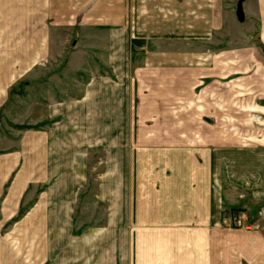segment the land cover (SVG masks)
I'll return each mask as SVG.
<instances>
[{
  "label": "crops",
  "instance_id": "1",
  "mask_svg": "<svg viewBox=\"0 0 264 264\" xmlns=\"http://www.w3.org/2000/svg\"><path fill=\"white\" fill-rule=\"evenodd\" d=\"M203 1L213 6L214 0ZM197 4L198 0H0V108L21 78L41 76L39 69L47 65L56 62L62 70L77 72L86 69V59L74 53L81 52V39L104 32L126 42V48L102 58L116 77L133 79L131 107L139 110L120 153L117 86L103 90L104 86L93 85L81 95V109L88 110L81 118L85 141L81 190L88 180L87 152L101 144L103 119L110 121L104 132L110 131L111 139L110 133L114 134L108 169L97 180L96 197L108 205V220L81 229V263L66 262L63 256L56 264H264L263 206L251 218L246 213L249 221L259 223L256 227L228 229L221 224L229 205L237 202L230 196L235 151L229 118L206 117L207 103L193 90L197 54L176 59L128 52L127 40L140 35L171 42L176 23L182 26L183 21L193 20L182 12H198ZM195 23L190 27L196 28ZM182 61L189 62V69L187 64L180 68ZM183 77L193 78L194 84H183ZM187 107L203 112L193 116L181 112L177 117L160 113ZM55 139L49 129L28 132L0 153V264H54V237L64 233L54 222L70 227V214L54 215L49 196L41 197L7 233L2 230L20 214L29 184L56 181ZM257 195L264 193L253 192ZM65 236L69 230L65 229ZM28 239L37 241L31 249L34 256L29 261L24 254L22 261L21 249Z\"/></svg>",
  "mask_w": 264,
  "mask_h": 264
},
{
  "label": "rangeland",
  "instance_id": "2",
  "mask_svg": "<svg viewBox=\"0 0 264 264\" xmlns=\"http://www.w3.org/2000/svg\"><path fill=\"white\" fill-rule=\"evenodd\" d=\"M238 1L214 0L213 6L209 7L203 0H198V12H182L193 20L183 21L182 26L176 23L173 27V34L176 35L171 42L169 38L165 41L157 36L149 38L142 35L137 39L130 38L127 42L131 55L166 54L178 59V55L184 57L197 54V67H192L198 74L197 89L193 90H197V95L207 103L205 116L223 115L229 118L231 150L235 151V156L231 159L235 162L231 165L230 185L231 191H234L230 192V196L237 202L229 205L227 213L244 212L251 218L259 211V206L264 207V195H261L263 199L259 201L256 200L261 196H253L255 191L264 193V0L244 2L243 22L236 16ZM209 8L213 11H206ZM136 21L139 22L137 18ZM194 21L196 28L190 27ZM139 25L136 23V26ZM77 43H80L78 39ZM72 48L73 44L71 50ZM80 48L81 52L74 53L81 55V59H86V69L82 68L77 72L68 71L67 68L62 70L63 65L56 62L53 66L47 65L46 68L39 69L41 76L21 78L11 88L6 104L0 108V153L16 145L25 133L49 129L55 134V162L52 166L54 172H58L57 179L51 183L35 181L29 184L22 195L20 212L23 217L41 197L49 196L53 202L54 215L70 214V227L65 222H54L56 228L60 225L64 230L63 236L54 237V264L61 262L63 256L66 262L81 263V229L105 225L108 220V205L96 197L97 180L108 169L115 149L112 145L114 134L110 133L111 139L110 131L104 132V127L110 128V121L106 122L102 118L101 144L96 148H89L87 152L88 180L81 190V152H84L85 143L81 140V118L88 114V110L81 109V95H84L86 87L93 85L104 86L103 90L108 89L105 86H117L118 153L125 148L127 130L130 132L133 119L139 115V110L131 107L134 100L133 79L116 77L109 65L102 60L114 54L115 49L126 48V42H121L120 37H109L101 32L95 37L81 39ZM182 64L180 68H185L184 65L187 64L186 69H189V62L182 61ZM51 72L58 75H51ZM81 73L88 77V85H84ZM169 79L173 81L176 78ZM182 79L185 85L194 84L193 78ZM184 80L188 82L184 83ZM125 81L128 82L127 85ZM126 104L130 107L127 108ZM181 112L193 116L203 110L188 107L160 110L166 117H177ZM122 158L125 160V156ZM20 214L7 221L5 231L3 228L2 232L7 233L19 220ZM249 222L253 226L259 225L253 219ZM65 229L69 230V236H65ZM28 241L21 249L22 261H26L24 254L29 261L34 256L31 249L37 241Z\"/></svg>",
  "mask_w": 264,
  "mask_h": 264
},
{
  "label": "built area",
  "instance_id": "3",
  "mask_svg": "<svg viewBox=\"0 0 264 264\" xmlns=\"http://www.w3.org/2000/svg\"><path fill=\"white\" fill-rule=\"evenodd\" d=\"M222 216V225L228 229H251L253 226L250 224L248 216L244 212L227 213L224 212Z\"/></svg>",
  "mask_w": 264,
  "mask_h": 264
},
{
  "label": "water",
  "instance_id": "4",
  "mask_svg": "<svg viewBox=\"0 0 264 264\" xmlns=\"http://www.w3.org/2000/svg\"><path fill=\"white\" fill-rule=\"evenodd\" d=\"M246 0H239L237 3L236 16L240 22H243L245 19L244 7L243 4Z\"/></svg>",
  "mask_w": 264,
  "mask_h": 264
},
{
  "label": "trees",
  "instance_id": "5",
  "mask_svg": "<svg viewBox=\"0 0 264 264\" xmlns=\"http://www.w3.org/2000/svg\"><path fill=\"white\" fill-rule=\"evenodd\" d=\"M81 77H84V85H86L87 83H88V77L85 75V74H82L81 73V75H80ZM59 102H62V101H60L59 100ZM22 217V215L20 214V216H19V219Z\"/></svg>",
  "mask_w": 264,
  "mask_h": 264
},
{
  "label": "bare ground",
  "instance_id": "6",
  "mask_svg": "<svg viewBox=\"0 0 264 264\" xmlns=\"http://www.w3.org/2000/svg\"><path fill=\"white\" fill-rule=\"evenodd\" d=\"M229 213L232 214V213H234V212L230 211ZM237 213H238V212H237Z\"/></svg>",
  "mask_w": 264,
  "mask_h": 264
}]
</instances>
